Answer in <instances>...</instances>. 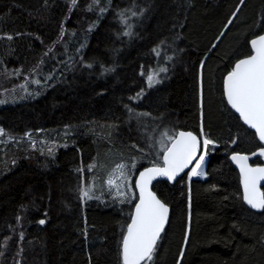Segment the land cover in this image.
<instances>
[{
	"label": "trees",
	"instance_id": "trees-1",
	"mask_svg": "<svg viewBox=\"0 0 264 264\" xmlns=\"http://www.w3.org/2000/svg\"><path fill=\"white\" fill-rule=\"evenodd\" d=\"M263 32L264 0H0V264H123L136 175L180 129L213 141L206 178L154 184L171 215L143 264H264L229 160L264 144L223 90Z\"/></svg>",
	"mask_w": 264,
	"mask_h": 264
},
{
	"label": "snow or ice",
	"instance_id": "snow-or-ice-1",
	"mask_svg": "<svg viewBox=\"0 0 264 264\" xmlns=\"http://www.w3.org/2000/svg\"><path fill=\"white\" fill-rule=\"evenodd\" d=\"M231 23V21H229ZM255 50L254 55L240 60L233 70L228 73L225 80V93L229 104L234 108L244 122L256 130L261 141H264V36L251 41ZM166 71V69H161ZM150 83L153 76H149ZM213 141L204 139L206 148ZM199 146V141L192 133H179L174 138L171 147L166 149L163 167H153L140 173L136 187L140 190L139 203L132 223L128 225L127 234L122 240L123 264H141L142 261H151L155 246L163 231L167 220L168 208L156 196L148 191L147 184L156 176H166L173 179L177 173L191 162ZM264 155V149H261ZM204 157L201 156L200 160ZM240 163L244 185V199L253 208L264 209V192L257 187L259 181L264 180V168H251L247 166L246 156H233ZM123 165H118L120 175L123 176ZM196 168L191 175H201ZM111 185L113 181L109 179ZM84 196L91 199L89 192ZM45 221L41 220L43 224Z\"/></svg>",
	"mask_w": 264,
	"mask_h": 264
},
{
	"label": "water",
	"instance_id": "water-1",
	"mask_svg": "<svg viewBox=\"0 0 264 264\" xmlns=\"http://www.w3.org/2000/svg\"><path fill=\"white\" fill-rule=\"evenodd\" d=\"M260 36H264V32L261 33V34H259V35H257V36H255V37H253V38L250 40V46H251V49H252V53H251L250 55H254V54H255V50H254L253 47H252L251 41L258 39V37H260ZM250 55H248V56H246V57H243V58L239 59L238 61H236V63L234 64L233 68L235 67V65H236L240 60L245 59V58L249 57ZM232 70H233V69H232ZM232 70H231V71H232ZM231 71H230V72H231ZM227 75H228V74H226L225 77H224V81H223V90H224V96H225V99H226L228 105H229L230 108L234 111V113L240 118V120L242 121V123H243L246 127H248L249 129L253 130V131L255 132V134H256L258 140L264 144V141H261V140L259 139V136H258V134L256 133V130L253 129V128H251L250 125H248L247 123H245L244 120H243V118L240 116V114H239L234 108H232V106L229 104L228 99H227V96H226V93H225V80H226ZM181 132H184V133H189V132H190V133H192V134L197 138V140L199 141V146H198L196 152L194 153L191 162L188 163L187 166L184 167L182 170H180V171L177 173V175H176L173 179H169V178L166 177V176H156L155 178H153V179L150 181V183L147 184V189H148V191L152 192V193L156 196V198H157L158 200H160L163 204H165V205L167 206V208H168L167 220H166V222H165V224H164V228H163V231H162L161 234H160V237L162 236V234H163V232H164V230H165V228H166V226H167V224H168V222H169L170 215H171V207L159 197V195L157 194V192L154 190L153 186H154V184H155L157 181H159V180L167 181V182H169V183H173V184H174V183H175L180 177H182V176H183L185 173H187V172L190 173V178H195V177H193V176L191 175V171H192L194 165L196 164V162L199 160L200 155H201V153H202V148H203L204 137H200V136H199L196 132H194V131L180 129V130H178V132L176 133V135L174 136V138L178 137L179 133H181ZM174 138L171 140V142L169 143V145H168L167 148L171 147L172 143L174 142ZM167 148H166V149H167ZM165 152H166V150H165V151L163 152V154H162V158H161V163H160V164H150V165H147V166H145L144 168L140 169L139 172L137 173L136 178H135V189H136V192H137V200H136V202H135V204H134L133 211H132V216H131V219H130L128 225L132 223V219H133V217L135 216V213H136V205L139 203L140 190H139V188L136 187V184H137V181L140 179V173H141V172H144L146 169H149V168H153V167H157V166H159V167H163V166H164V159H163V157H164V155H165ZM233 156H238V157H239V156H246V157H248V159H247V161H246L248 167H251V168H264V155H263V163H261V164H257V165H254V164L251 163V156H250V154H248V153H244V152H233V153H231V154L229 155V160H230V162H231L232 165L237 169V171H238V173H239V176H240V185H241V190H242V195H243V201H244L245 205H246L247 207H249V208H250L251 210H253V211H256V212H260V211H262L261 208H253V207H252L251 205H249V204L247 203V201L244 199V194H245V193H244V185H243V179H242V174H241L240 163H238L237 160H234V159H233ZM257 187L259 188V190H260L261 192H263L264 180L259 181ZM128 225H127V228H128ZM127 228H126V231H125V234H124V235L127 234ZM160 237H159V239H160ZM159 239H158V241H159ZM158 241H157V243H158ZM156 246H157V244H156ZM156 246H155V248H156ZM121 252H122V246H121ZM122 261H123V260H122ZM144 262H145V261H142L141 264H143Z\"/></svg>",
	"mask_w": 264,
	"mask_h": 264
},
{
	"label": "rangeland",
	"instance_id": "rangeland-1",
	"mask_svg": "<svg viewBox=\"0 0 264 264\" xmlns=\"http://www.w3.org/2000/svg\"><path fill=\"white\" fill-rule=\"evenodd\" d=\"M2 133H3V131H1V129H0V142H4L6 140V137L2 139V136H3ZM172 135H173L172 132H169L167 130L162 132V134L159 136V138L157 139V142L155 144V147H156V150L154 152V156L155 157H157V158H161L162 157L163 152L166 150V148L168 147L169 143L173 139ZM204 159L207 161V157L206 156H204ZM120 171L121 170H116L114 176L111 178V180L113 181L112 185L115 183L117 189L120 187L121 181H123V179L126 176V172H127L126 170L122 169L124 175L121 176L120 175ZM205 177H206V173H205ZM116 178L119 179V180L117 181Z\"/></svg>",
	"mask_w": 264,
	"mask_h": 264
},
{
	"label": "bare ground",
	"instance_id": "bare-ground-1",
	"mask_svg": "<svg viewBox=\"0 0 264 264\" xmlns=\"http://www.w3.org/2000/svg\"><path fill=\"white\" fill-rule=\"evenodd\" d=\"M204 156H206V155H203V157H204ZM197 164L200 165V168L197 169V171L200 172V173H202V174H201V175H192V176H193V177H201V178L205 177L206 160H205V159L200 160V158H199V160L196 162V164L194 165L193 168H196ZM191 172H192V171H191Z\"/></svg>",
	"mask_w": 264,
	"mask_h": 264
}]
</instances>
